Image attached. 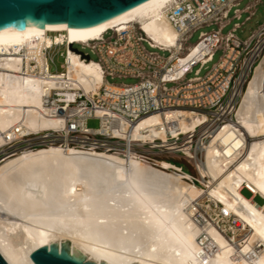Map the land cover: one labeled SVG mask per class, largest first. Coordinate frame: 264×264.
I'll return each mask as SVG.
<instances>
[{
    "label": "bare ground",
    "instance_id": "bare-ground-1",
    "mask_svg": "<svg viewBox=\"0 0 264 264\" xmlns=\"http://www.w3.org/2000/svg\"><path fill=\"white\" fill-rule=\"evenodd\" d=\"M177 2L146 0L92 26L55 22L0 31V253L8 264H33L29 255L39 246L57 243L60 252L62 239L69 241V255L73 246L97 264H264V52L231 116L214 129H207L206 115L175 110L145 116L123 134L154 142L166 141L169 131L186 139L205 122V141L183 155L195 165L200 185L173 163L153 165L132 152L125 158L66 142L18 152L4 147L1 132L15 125L25 133L60 126L45 116L42 90L67 82L89 95L104 83L100 64L71 43L136 24L154 46H176L167 12ZM53 42L67 43L64 72L53 73L46 64L44 49ZM198 49L195 42L180 60ZM243 187L252 194L245 196ZM210 202L233 216L237 227L201 221Z\"/></svg>",
    "mask_w": 264,
    "mask_h": 264
},
{
    "label": "built area",
    "instance_id": "built-area-1",
    "mask_svg": "<svg viewBox=\"0 0 264 264\" xmlns=\"http://www.w3.org/2000/svg\"><path fill=\"white\" fill-rule=\"evenodd\" d=\"M238 3L239 0H178L167 12L170 24L178 33L176 46H154L136 24L119 31L109 30L111 37L108 39L102 35L88 43H71L75 48L76 44L88 48L97 57L104 83L89 95L69 86L67 82H62L61 87L42 90V104L49 110L45 116L58 120L60 126L25 133L20 125H15L9 132H1L7 152L36 149L49 144L65 145L66 142L70 146L116 153L125 158L132 152L152 163L157 160L172 163L179 156L197 175L195 165L184 159L183 155H186L184 149L194 152L197 145L205 141V122L197 126L194 132L187 133L186 139H183L185 134L177 136L169 131L166 141L155 138L154 142L141 138L128 140L123 134H128L138 120L150 114L164 117L175 110H188L206 115L210 122L207 129H214L231 116L238 105L240 91L264 52V20L243 40L235 34L239 26L237 22L227 32L221 33L229 22L230 8ZM252 6L248 4L240 10L234 8L232 17L238 19L241 12ZM211 24H215L217 29L199 32L196 40L198 52L186 62L181 61L179 55L188 50L185 43L190 33ZM146 46L166 50L169 54L163 57ZM67 49L66 42H53L44 49L48 67V60L53 62L55 52L62 58L59 65L62 70L53 73L66 70ZM216 50L221 51L218 61L203 76H199V68L212 60ZM81 51L90 59L89 52ZM31 64L34 62L31 61ZM195 65L198 68L193 71L194 76L187 78L186 74ZM106 77H131L137 81L115 85L109 83ZM167 84L172 85L168 87ZM88 119L98 120V126L88 127ZM122 124L125 125L124 129ZM166 124L173 129L177 127L175 121ZM179 168L182 170L181 166ZM188 180L200 185L197 176H191ZM205 218L212 220L217 227H237L234 217L222 214L213 202H210L205 217L199 216L204 222ZM225 233L232 235L230 230Z\"/></svg>",
    "mask_w": 264,
    "mask_h": 264
},
{
    "label": "water",
    "instance_id": "water-1",
    "mask_svg": "<svg viewBox=\"0 0 264 264\" xmlns=\"http://www.w3.org/2000/svg\"><path fill=\"white\" fill-rule=\"evenodd\" d=\"M146 0H0V31L23 29V25L43 27V23L65 22L67 26H92ZM86 59L88 55L70 45ZM69 241L35 248L29 255L33 264H97V258L84 256ZM0 264H8L0 253ZM99 264H107L99 259ZM132 264H138L133 262Z\"/></svg>",
    "mask_w": 264,
    "mask_h": 264
},
{
    "label": "rangeland",
    "instance_id": "rangeland-1",
    "mask_svg": "<svg viewBox=\"0 0 264 264\" xmlns=\"http://www.w3.org/2000/svg\"><path fill=\"white\" fill-rule=\"evenodd\" d=\"M248 4H253V6L249 10L241 12L238 19L232 17L234 8H238L240 10V9L244 8ZM251 12H253V13L251 14ZM228 17L231 20L222 28L221 33L224 34L225 32H227L232 27L233 23L237 22L239 26L236 29L235 34L237 35V37L239 39L243 40L254 29H256V27L264 20V0H255V1L254 0H239V3L236 6H233V7L230 8V10L228 12ZM246 17H248V18H246ZM215 29H217V26L215 24H211V25H208V26H202L200 28L195 29L194 31H192L190 33L189 37L187 38L185 46L189 48L191 45H193L196 42L197 38H198L199 32H208V31L215 30ZM103 36L105 37V39H108L109 37H111L110 31L108 30L106 33L103 34ZM75 46L78 49H80V50L82 49L85 52H89L88 48L82 47L80 44H76ZM147 48L150 49V50L156 51L158 54L162 55L163 57H166L169 54V52L166 51V50L161 51V50H157L155 48H153V49L149 48V47H147ZM89 54H90V59L91 60H93V61L97 60V57L94 54H92L90 52H89ZM220 55H221V51L220 50H216L214 52L212 60L207 62L204 65V67H200L199 68L198 75L199 76H203V74L206 71H208L213 66V64H215L218 61V58H219ZM61 61H62V58L60 56H58V52H55L53 54V62L51 63L48 60L49 70L51 72L62 70V68L59 66ZM257 61H256V63H257ZM196 68H198V65H195L194 67H192L191 71L186 74V77L187 78L193 77L194 76L193 71ZM106 79H107V81L109 83H112V84H115V85H118V84H133V83H135L137 81L136 78H131V77H125V78H123V77H111V78L110 77H106ZM171 85L172 84H167L168 87L171 86ZM86 125L88 127H90V128H96L98 126V120H96V119H88L87 122H86ZM177 160H179V162L182 163L184 166H187V168H189V170L191 171V174H193L194 177L197 176V175H195L196 173L194 172V170L189 165H187L184 162L183 158L178 157ZM172 162L174 163L175 161L172 160ZM151 164H153V163H151ZM153 165H156V164H153ZM244 190H247V189L245 187L241 188V192L245 196H250V193L246 194V192ZM253 199L256 201L257 204H261L262 201H263V199L260 198L258 195H255Z\"/></svg>",
    "mask_w": 264,
    "mask_h": 264
},
{
    "label": "crops",
    "instance_id": "crops-1",
    "mask_svg": "<svg viewBox=\"0 0 264 264\" xmlns=\"http://www.w3.org/2000/svg\"><path fill=\"white\" fill-rule=\"evenodd\" d=\"M231 19H229V21H230ZM175 162L173 163V164H175V165H177V166H181V168L184 170V171H186V172H188L191 176H193V174H191V171L189 170V168H187V166H184L182 163H180L179 162V160H174ZM194 177V176H193Z\"/></svg>",
    "mask_w": 264,
    "mask_h": 264
},
{
    "label": "trees",
    "instance_id": "trees-1",
    "mask_svg": "<svg viewBox=\"0 0 264 264\" xmlns=\"http://www.w3.org/2000/svg\"><path fill=\"white\" fill-rule=\"evenodd\" d=\"M246 192V194H249V192L247 190H244Z\"/></svg>",
    "mask_w": 264,
    "mask_h": 264
}]
</instances>
